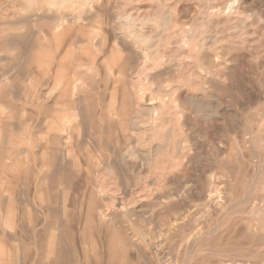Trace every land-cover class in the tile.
Instances as JSON below:
<instances>
[{
    "label": "rangeland",
    "instance_id": "1",
    "mask_svg": "<svg viewBox=\"0 0 264 264\" xmlns=\"http://www.w3.org/2000/svg\"><path fill=\"white\" fill-rule=\"evenodd\" d=\"M170 1L166 0V2H165L168 5V11L170 12V14H172V16L174 18H179L180 16H183L184 19H186V21H188L190 24H192L191 26L193 28L201 20L200 18H201L202 11L204 12L205 10H209L213 4L224 6L225 1H227L226 3H230V4L234 3L233 4L234 14L232 15V17H230V18L219 17V20L217 19L216 23H217V21H219L220 24L215 23V25H213V27H212L213 31H215L216 29L218 30V33L216 36L217 41L215 43L216 46L213 44L212 47L219 49V51H221L223 49L222 47H224L225 49H223V51H221L222 55H219L216 57H215L216 53H213V56H211L210 54L204 55L205 61L209 62V60H210V62H209L210 65L211 66L212 65L217 66V68H219V69L216 68V71H218V70L219 71L217 73H215L214 75H211V74L205 75V73H203L201 69H197L195 67V59H194L195 55L193 57L187 58L186 60H182L183 65L181 66V69H182L183 77H185V79L190 81L191 85H188V86L186 85L180 89V99L177 101V105H179V106H177L175 108V105H176L175 102L169 101V103H170L169 109L171 110V113H172L171 116H172V120H173L172 121L173 124H171V128L173 130L172 136H170L171 138L165 136V132L160 130L159 136L156 139L148 138V140L139 143L137 146V150H138L139 155L137 153L134 157H132L129 160L130 164H129V166H127V168H123L124 165L122 164L120 153L125 154V155H128L130 153L131 147L129 146L128 139L123 135L118 124L116 125L115 122H113V123L106 122V121H104L103 118L100 119L101 117L104 116V112H106L107 106L112 105V103H113L112 100L115 99V97L113 98V96H115V94H116V88L114 87L113 84H111L114 82V81H112L113 76L109 77L108 75H106V70H104L103 68H101V69L99 68L100 70L99 69H97V70L96 69H94V70L82 69V70L78 71L81 74V76L84 77L85 81L81 82L80 84L77 85V87H76L77 88V90H76V93H77L76 96L77 97H75V98H78V96L80 98H83V99H81L82 104H80L78 102L77 103L82 105L83 108L85 107L84 112H85L86 117L88 119L86 118L87 119L86 120L87 121V127H85L83 130L85 133V135H84L85 141L78 148L82 151L77 149V151H78L77 156L80 157L79 159L81 162V167H80L79 176L77 177L78 178L77 181L79 182L80 194L78 195V199L76 202V204H77L76 210H78V213L81 216V220L85 221V219L87 217L88 208L91 207L92 209L90 208V210L93 211L92 213H95L94 217L96 220L94 221V223H92L93 225L91 224L90 228H89V226L87 228H85L84 233L82 235L81 234H75L73 232V230H71V228L68 229V231H67V234L69 237L68 238V241H69L68 244L70 246L66 243L64 244L69 250H67V248L64 247V249L66 250V251L64 250V256H65V259L67 258L66 259L67 262L65 260V262H66L65 263V262H63L64 261L63 260L62 261L63 264H68L69 262H70V264H79L78 260L81 262V264H85V263L88 264L89 262H90L89 264H106L107 262H108L107 264H111V262L113 264H115L116 262H117L116 264H119L118 262H120L121 259H122L121 261H123V262H120V264H127V263H129V264H146L147 262L149 264H168V263L169 264H173V263L174 264L175 263L176 264H201V263L202 264H217V263L218 264H234V263H238V264H264V120H263L264 119V115H263V113H264V94H263L264 93V67H263L264 66V37L263 38L261 37V36H264L263 35L264 34V0H229V2H228V0H221V1L220 0H188V1H186V0H175V1L170 0ZM179 1L181 2L182 5H180ZM190 1H191V3H190ZM144 2H145L144 4L142 3L144 6L140 4L142 7L141 12H140V10L137 11V9H136L137 7H139V5H133V4H127L125 6L122 4L121 5L113 4L114 6L112 5V7L108 9L109 12H107L108 10H105L103 8L100 9V11L97 10V12H95L94 17L85 21L86 24H89V26L87 28H90V26L93 24L99 25V22L102 21V17L100 15L96 16V14H98V12H101V11L104 13V15L107 12L108 15L106 14V16H104L106 18L107 17L113 18V16L116 13L117 14H123V13L129 11L134 16H137V17L146 13L150 16H153V17L155 16V17H159L160 19H162L163 15H161V14H163V12H162L163 9H162V3L160 0H145ZM239 2H240V4H239ZM188 3H189V5H188ZM217 3H219V4H217ZM171 4H173V6ZM175 4H177V5H175ZM195 5L198 7H196ZM10 7L11 6L7 3L0 5V11L2 10L0 12V15H2V16H0V19L2 17H5V16H11V14H10L11 12H12V14L14 13L13 9ZM180 7H181V9H180ZM201 7H203V8H201ZM170 9H171V11H170ZM183 10H184V12H182ZM196 10H197V12H196ZM9 11H11V12H9ZM187 11H188V13H187ZM255 11H257V12H255ZM112 12H113V14H112ZM252 12L253 13L255 12L256 14L255 13L253 14ZM24 13H26V12H24ZM199 16H200V18H199ZM187 18H189V19L187 20ZM196 20H197V22H196ZM256 21L259 24H257ZM229 22H230V24H229ZM234 22L240 23L243 26L242 28L244 30L245 36H244V39H241L240 42H239V40L231 42L228 33L224 30V28H226L228 25L229 26L232 25V23H234ZM34 23L35 22H31V23L27 24L20 31L21 33H23V32L25 33V35H26L25 37L26 38L28 37L27 40L29 42L31 41V43H32V39H38L40 37H43L41 29L42 30L47 29V27H48V25L46 23H43L42 21H40V24L39 23L37 24L39 26L37 28L38 30L37 29L34 30L35 31L34 34L36 35L35 36L32 32V28L35 27V26H33ZM42 26L43 27L45 26V27L43 28ZM154 26L156 27V25H154ZM154 26H151L149 28V33H152L153 36L156 34L155 33L156 29H154L155 28ZM215 26H218V27L216 28ZM33 29H35V28H33ZM31 32L34 36L31 34ZM71 32L74 33L75 28L72 29ZM192 32L194 33V31H192ZM201 32H202L203 36L210 34V32L208 31L207 28L201 29ZM30 35H32V37H29ZM213 35H215V33H213ZM258 35L260 37H258ZM2 36H3V30L0 27V42L3 39ZM177 36L171 40L169 45L167 44V45H164L162 48H160L161 54H163V52L173 53L177 48H180L181 51L178 53V56H179V54H181V56H179L178 59L181 60V59H184V55L182 53H186V51L187 52L195 51V52H192V54L196 53V49H193L192 43L185 41V35L184 34L180 33V36H179V34ZM177 39H178V41H177ZM246 40H248L249 42ZM221 41H223V42H221ZM254 41H256V42L254 43ZM164 42H166V40ZM224 43H225V45H224ZM26 44L28 45V43H26ZM259 44H261V45H259ZM167 47L171 50L167 49ZM229 50H230V52H228ZM155 53H157V50L154 52V55L156 56ZM156 61H157V59H156ZM11 62H12V60L3 62V60L0 59V75L3 73V67L6 66L7 64L9 65V63H11ZM191 64H192V66H191ZM147 65H148V66H146L148 68L147 70H146V68H141L140 66L135 65L133 67L134 70H130V72L132 71V74L130 75L131 79L129 81H131L133 78L137 82H139V81H141V82L145 81L146 82V78H145L146 76L145 75L150 73L151 74V75L149 74L150 79L147 80L146 84L150 88L155 89V91L157 92L160 85H167L171 82L176 81L178 78L177 77L178 72L176 71V69L174 70L173 67L172 68L170 67L171 69H169V67L164 66V68H163V65L159 64V62L154 63L151 61L148 62ZM115 68L116 67H113L111 69L110 73L113 72V74L114 73L116 74L118 72V69L117 68L115 69ZM159 68H160V70H159ZM166 68H167V72L164 73ZM26 69L28 70V68H26ZM181 69H179V70H181ZM101 70L102 71L104 70L105 72L104 71L100 72ZM237 70L241 71V73L238 72ZM16 71L19 72L20 70H16ZM16 71L14 72L13 70H11V71L8 70L9 76L14 78L16 81V87H17L16 89L18 90L16 93L19 96V97H17V96H14V94H12V97L11 96L9 97V100H11L10 101L11 105L13 107H15V110L17 112V116H16V118L11 120V123L10 122L8 123L9 124L8 127L15 134L19 135L21 132L20 131L21 127L23 128L25 126V122L26 123H27V121L29 123L31 122V124H33L34 127L37 129V127H39V125H40L39 120H42L43 117L47 114H48V116L54 114L53 113L54 110L53 109L48 110L46 106H43V103L42 104L39 103V104H35V105L25 104L24 103L25 97H23V93H24L23 91L25 89L30 90L29 87L31 86L32 81L35 83L34 86L35 87L37 86L36 88L39 89L41 92L43 90H44V93H48L47 91L50 92V90L52 89L51 87L53 85V81H54L53 80L54 75L49 76L48 74H46L44 72H41V73L37 72L35 74H31V75L29 74V76L27 75V77H25L26 75H24L23 72H19V74L21 75V77H20V75ZM81 71L83 72V74ZM148 71H150V72H148ZM12 72H14L15 74H13ZM99 72L101 74H103V77L101 76V74ZM169 73H171V74H169ZM8 74H7V76H8ZM42 74H44V75L42 76ZM156 75H158L159 77ZM204 75L206 76V78ZM223 76H225V77H223ZM37 78H39V79H37ZM45 78H46V80L49 78L47 81L48 84L46 83ZM91 78L93 80H91ZM151 78H152V80H151ZM99 79H101V80H99ZM217 79H219V80H217ZM89 81L91 82L90 84H89ZM28 82H29V84L27 85ZM86 82H87V85H86ZM88 85H90V86H88ZM240 85H242V87ZM222 86H224V87L221 88ZM257 86H259V87H257ZM260 88H261V90H260ZM106 89L107 90L109 89V90L107 91ZM228 89H231V90L227 91ZM21 90H22V94H21ZM119 91H120V89H119ZM217 91H219V92L217 93ZM107 93H109V95ZM110 93H113V94L110 95ZM86 94H88L87 97H86ZM91 94H92V96H91ZM117 95H118L117 97H120V92ZM212 95L215 97H213ZM98 96L100 99L98 98ZM102 96L103 97L106 96V97L102 99ZM107 96H108V98H107ZM191 96L196 97V98H199V97L206 98V97L211 96L210 98H214L213 100L211 99L213 102H215L214 104H216V103L218 104V102H220L219 108H220L221 113L217 114L216 116H209V117L203 115L201 112L200 113L197 112L199 116L196 115L197 114L196 110L188 102V98ZM89 97L92 98V99L90 98L91 101H90ZM16 98H17V100H16ZM96 98H97V100H96ZM147 98L140 100L139 105L137 106V108L134 109L133 115L141 114L144 107L151 106L153 104H159L158 100L152 101L149 98V96H147ZM215 98H217V99H215ZM84 99L87 101H85ZM93 100H95V102ZM101 100L102 101L104 100V102H102ZM21 101L23 103H21ZM49 103L51 104L52 101H50ZM107 103H110V105H108ZM83 104H85V105H83ZM188 104H189V106H188ZM19 105H21V106H19ZM23 105H24V108H23ZM40 105L43 106L44 108L43 107L41 108ZM102 105L104 108L102 107ZM90 106L92 108H90ZM96 106H98L99 108L96 109ZM87 107H89V109ZM32 109L34 111H32ZM44 109H46V110H44ZM91 109H93V110L91 111ZM36 110H37V112H36ZM43 110H44V113H41V112H43ZM47 110H48V112H47ZM25 111H26V113H25ZM31 111H32V113H31ZM180 111H182L181 116L179 113ZM259 111L260 112L262 111L261 112L262 114ZM50 112H51V114H50ZM91 112H92V114H91ZM34 113H35V115H34ZM45 113H47V114H45ZM97 113H99V114H97ZM192 115H193V117H192ZM95 116L97 117V120H96ZM248 116H251V117H248ZM178 118H179V121H178ZM200 118H202V119H200ZM215 120H218V121H215ZM140 121L142 123H145V124H148V122H149V120H147L144 117L140 118ZM262 121H263V123H262ZM94 125H96V126H94ZM115 125L117 126L116 130H115ZM113 126H114V128H113ZM251 127H253V130L250 129ZM41 128H40V130H43ZM107 128H108V130H106ZM85 129H87L89 132L87 130L85 131ZM117 129H118V132H117ZM211 129H213V130H211ZM37 131H39V129ZM148 134H149V132H148ZM116 137H117V139H116ZM102 139H103V141H102ZM158 140H159V142H158ZM122 142H124V143H122ZM115 144H116V146H115ZM119 145H120V147H119ZM124 145H125V147H124ZM158 145L163 146V152H162V156H160L159 158L156 159L155 158L156 157L155 150H156V147ZM169 149H171V150H169ZM178 149H179V151H178ZM245 149H247L248 152H246ZM229 152H230V154H229ZM99 154H101V156ZM105 155L110 157V158L106 157ZM152 155H154V158ZM247 155H249V156H247ZM149 156H152V157H149ZM170 156L172 157V159H173V157H176V159L172 161V164H170L171 163V161H170L171 157ZM230 156H231V158H230ZM133 159H134V161H132ZM249 163H251V164H249ZM92 166H93V169H92ZM258 168H259V170H258ZM205 169H207V170L205 171ZM86 170L95 172V174H96V175H94L95 182H97L98 184L99 183L101 184V186H102L101 192L104 194H100V193H96L94 195L91 194V187H90V184L88 183L89 178H88V175L86 174L87 173ZM170 173H172V174H170ZM176 173H177V175H175ZM244 173H245V175H244ZM138 175H140V177H142L141 182L143 185H148L149 183H153L154 187H151L153 189H151L149 187L143 191H140L139 188L135 189L136 187H133L134 193L132 194L130 199H128L126 201L124 200L125 201L124 205L117 207L116 204L121 200V198L123 196L121 189H122L124 183H128V184L132 185L133 183H135V181L137 179L135 176H138ZM224 176H225V178H224ZM257 176H259V177H257ZM66 178H67V176H66ZM212 178L213 179L215 178L214 181ZM127 180H128V182H127ZM243 180H245V181H243ZM205 181H210V182L206 183ZM185 182H186V184H185ZM209 184H210V186H209ZM207 186H208L209 190L207 189ZM225 186H227V188ZM21 187L22 188L24 187V188L21 189ZM17 188H18V190H23V191L25 190V192L27 191L26 194L24 193L25 195L23 194V191H21L22 195H24L23 199H25L26 204H28V202H31L33 200L34 189H32V187L28 188V185H25L23 183L20 185V187L17 186ZM226 189H228V190H226ZM234 190H236V191H234ZM193 191H194V193H193ZM21 192H20V194H21ZM30 194H32V195H30ZM166 194H168V195H166ZM175 195L177 197L178 196H181V197L177 198ZM169 197H171V198H169ZM224 197H225V199H224ZM59 198L60 197H58V198L53 197V199L50 201L51 206H52V209H51L52 212H50V214H48L46 217L49 222H52V220H53L54 223H57L58 221L60 222V220H62L61 219L62 218L61 217V215H62L61 214L62 213L61 208H62L63 204L61 203V200H58ZM117 198H119V199H117ZM164 198H166V199H164ZM168 198H169V200H168ZM179 198H181V199H179ZM184 199H185V202H184ZM28 200H31V201H28ZM171 200H174L175 202L176 201L177 202L175 203L174 201H171ZM216 201H218L219 203ZM181 202H182V204H180ZM137 203L138 204L142 203V206H143V207H141L142 209L139 212L134 213L132 211H128L129 209H132L133 206ZM67 204H68V210L70 211V216H72L71 212L73 211V207L69 206L70 201ZM176 204H178V205H176ZM210 204H211V207H210ZM54 205L56 206V208ZM172 205H175V206H172ZM200 205L203 207H201ZM53 206H54V208H53ZM93 206H94V208H93ZM98 206H102L104 209H106L107 210L106 214L108 216L113 217L116 215V218H114L111 225H104V226L99 225L98 217L96 216V210H95V208ZM189 206H191V207H189ZM151 207L152 208L154 207V208L152 209ZM165 209H166V212H165ZM24 211H25L27 220L31 221V223H28V224L35 223V224L39 225L40 222H42L44 219L42 216H40L38 214H33L34 212L31 210L30 205H28V208H26ZM54 212L58 213L57 214L58 217L56 216V213H54ZM159 212H160V214H159ZM161 212H164L163 215L161 214ZM182 213H184V214H182ZM148 214L151 216H149ZM164 214H166V215H164ZM33 215H35L36 217L35 218L32 217ZM183 215H184V217H183ZM37 216H39V217H37ZM177 216H178V218H177ZM148 217H150V218L148 219ZM34 220H35V222H34ZM38 220H40V222ZM157 221H158V223H157ZM52 224H53V222H52ZM194 225L196 226V228ZM192 226H193L194 230L192 229ZM245 226H246V228H245ZM39 227L40 226H38L36 228L37 231L35 228H33L35 231L30 230V229H26V230L22 231L20 236H19V240L17 241L19 244L14 239L10 240L9 238H6V239H8V241L10 240L8 242V244L12 245V250L15 254V260H16V257L20 259L19 261L13 260L12 264H19V263H21V264H41V263L42 264H44V263L56 264L57 263L58 264V262L61 264L60 261L55 260L56 255L55 256L53 255V257H54V259H53L52 255L47 253L48 249H49L47 246V236H48L47 233H49V235H50L52 228H48L45 230V229H39ZM101 227H102V229H101ZM104 227H106V228L104 229ZM157 227L158 228L160 227V229H157ZM119 228H120V230H119ZM181 228L185 229V231L182 230ZM261 228H263V229H261ZM97 229H98V232H97ZM163 229H164V231H162ZM249 230H251V231H249ZM27 231H28V233H30L32 235H30L28 237L29 234L26 233ZM87 231H88V233H86ZM109 231H110V233H109ZM111 231H113V233L114 232H120L123 234H127L129 236L130 240L128 241L129 244L127 246L128 248H126L127 252L125 253V255H122L119 250L114 251V249H113L114 244H111L110 239H108V237L110 238L109 235L112 234ZM160 231H162V232L160 233ZM182 231H184L183 234L188 233L190 235L185 234V236H184L182 234ZM186 231H189V232H186ZM69 232H70V234H69ZM165 232H166V234H165ZM244 232H246V233H244ZM25 233H26V235H25ZM85 233H86V235H84ZM95 233L98 235L100 234L99 236H97L98 237L97 240L95 239V236H96ZM157 233H158V235H157ZM42 234L44 235V237L42 236ZM46 234H47V236H46ZM24 235H25V237H24ZM101 235H102V237H101ZM176 235H177V237H176ZM178 235H179V237H178ZM22 236H23V239H22ZM80 236H81V238L82 237L84 238V242L82 244H80L82 246L79 250V256L80 257L78 258V256H77L78 255V250H77L78 248H76V246L77 247L79 246L78 244L80 243V240H81ZM182 236H183V238H182ZM186 236L188 237L187 239H186ZM199 236H200V239H199ZM37 237L39 239H37ZM103 237H105V238H103ZM25 238H27V239L25 240ZM28 238H29V240H28ZM157 238L159 239L158 241H157ZM212 238H213V240H212ZM92 239L94 241H92ZM180 239L182 241L184 239H186V240L181 242ZM209 239H211V240H209ZM86 241H87V243H86ZM105 241H106V243H105ZM179 241H180V243H179ZM216 241H217V243H216ZM22 242L24 245L22 244ZM130 243H132L133 246ZM43 244L45 246H43ZM72 244H73L72 247H74V248L71 247ZM96 244H99L101 247L99 245L96 246ZM136 244H137V247H135ZM180 244H182V245H180ZM18 245H20L21 248L18 247ZM28 245H29V249H28ZM199 245H200V247H199ZM133 247H135V248H133ZM22 248H23V250L25 248V250H24L25 252L21 251ZM136 248L139 251L136 252V250H137ZM17 249L19 252L17 251ZM133 249H136V250H134V252H133ZM84 250H85V253H84ZM204 252H205V255H204ZM16 253L17 254L19 253V254L17 255ZM22 253H24V254H22ZM45 253H47V254H45ZM67 253L69 255L70 254L71 255L69 256V255H67ZM90 253H91V255H90ZM86 254H87V257L83 258V255L86 256ZM92 254H93V256H92ZM107 254H108V257H107ZM140 254H142V256ZM29 255H30V257H28ZM109 255H110V257H109ZM34 256H35V258H34ZM76 256H77V258H76ZM95 256H97V257H95ZM118 256L121 259H119ZM123 256H125L124 259L122 258ZM127 256L129 259H127ZM45 258H47V260L49 259L50 261L48 260V262H47V260ZM132 258H133V261H132ZM137 258H139V259H137ZM72 259H73V261H72ZM107 259L108 260L110 259V262ZM112 259H113V261H112ZM115 259H117L118 261H116ZM25 260H27V261L25 262ZM43 260H46V261H43ZM95 260H96V262H95ZM127 260H128V262H127ZM74 261H75V263H73ZM85 261H87V262H85ZM100 261H103V262H100Z\"/></svg>",
    "mask_w": 264,
    "mask_h": 264
},
{
    "label": "bare ground",
    "instance_id": "2",
    "mask_svg": "<svg viewBox=\"0 0 264 264\" xmlns=\"http://www.w3.org/2000/svg\"><path fill=\"white\" fill-rule=\"evenodd\" d=\"M144 1L145 0H0V5L7 3L11 6L10 8H12L13 12H14L12 14V12L9 11V12H11L10 13L11 16H5V17H2L0 19V27L3 30V36H2L3 39L0 42V59L3 60V62L12 60V62L9 63V65L7 64L6 66L3 67V73L0 75V264H12L13 260L19 261L20 259L17 257L15 260V254L12 250V245H9L8 242L11 239L16 240V242H17L19 240V236H20L22 231H24L26 229L34 230L33 228L36 229L38 226H40L39 229H45V230L48 228H52L50 235H49V233H47L48 236L46 234L47 246L49 248V249L47 248L48 249L47 253L52 255V257H53V255L54 256L56 255L55 260L60 261L61 264H63V262H65V260L67 259V258L65 259V256H64V250H65L64 247H66L64 244L65 243L68 244V242H69L68 241L69 237L67 234L68 229L71 228V230H73V232L75 234H81L82 235L84 233L85 228H87L88 226L90 228L91 224L94 223V221L96 220L94 217L95 213H92L93 211L90 210L91 207L88 208L87 217H86L85 221L81 220V216L78 213V210H76L77 209L76 202L78 199V195L80 194L79 182L77 181V179H78L77 177L79 176L80 167H81V162L79 159L80 157L77 156V154H78L77 149L85 141V137H84L85 133L83 130L85 127H87V121L86 120L88 119L86 117L85 112H84L85 107L83 108L82 105H80V104H82L81 99H83V98H80L79 96H78V98H75V97H77L76 96L77 95V93H76L77 85L80 84L81 82L85 81L84 77H82L81 74L78 72L79 70H82V69H88V70L96 69L97 70L99 68L100 69L103 68L104 70H106V75H108L109 77L113 76L112 81H114V82L111 84H113L114 87L116 88V94L114 93L115 96H113V98L115 97V99L112 100V102H113L112 105H110V103H107L110 106L106 105L107 106L106 112L103 111L104 116L101 117L100 119L103 118L104 121H106V122H109V123L115 122L116 125L118 124L123 135L129 141V146L131 147L130 153L128 155L120 153L122 164L124 165L123 168H127V166H129V164H130L129 160L138 153L137 146L139 143L148 140V138L156 139L159 136L160 130L165 132V136L171 138L170 136H172V131H173L171 128V124H173L172 123L173 120H172V116H171L172 115L171 110L169 109L170 108L169 101L175 102V104H176L175 108L177 106H179V105H177V101L180 99V89L186 85L187 86L191 85L190 81H188L187 79H185V77H183L182 69H181V66L183 65L182 60H186L187 58L193 57L195 55V58H194L195 59V67L197 69H201L202 72L205 73V75L206 74L207 75H209V74L214 75L215 73H217L219 71V70L216 71L217 66H215V65L211 66L210 65L209 59H208L209 62L205 61L204 55L210 54L211 56H213V53H216L215 57L222 55L221 51H223V49H225L224 47H222L223 49L221 51H219V49L212 47V45L213 44L215 45V43L217 41L216 36L218 33V30L216 29L215 31H213L212 27H213V25H215L216 20L217 19L219 20V17H226V18L232 17V15L234 14V7H233L234 3L230 4V3H226L227 1H225L224 6L213 4L209 10H205L204 12L202 11L201 18L199 16V18L201 20L197 23V25L194 28L191 26L192 24H190L188 21H186V19H184L183 16H180L179 18H174L172 16V14H170V12L168 11V5L165 3L166 0H160L162 3V9H163V11L161 10L163 12V14H161V15H163L162 19H160L159 17L150 16L146 13L137 17V16H134L129 11H127L123 14H117L116 13L113 16V18L110 17L111 15L109 16L110 18L104 17V16H106L107 12H109L108 9L111 8L113 4H115V5H121L122 4L124 6L127 4L139 5V7H137L136 9H137V11L140 10V12H141L142 11L141 5H143L145 3ZM186 1H188V0H186ZM228 2H229V0H228ZM190 3H191V1H190ZM217 4H219V3H217ZM239 4H240V2H239ZM171 5L173 6V4H171ZM175 5H177V4H175ZM180 5H182L181 2H180ZM188 5H189V3H188ZM196 7H198V6H196ZM102 8L105 10H108L105 15L102 11L98 12V14H96V16L100 15L102 17V21L99 22V25L93 24L90 26V28H87L89 26V24H86L85 21L94 17L95 12H97V10L100 11V9H102ZM201 8H203V7H201ZM180 9H181V7H180ZM213 10L214 11L216 10V11L214 12ZM170 11H171V9H170ZM24 12H26V13H24ZM182 12H184V10ZM196 12H197V10H196ZM255 12H257V11H255ZM187 13H188V11H187ZM112 14H113V12H112ZM0 16H2V15H0ZM188 19L189 18H187V20ZM40 21H42L43 23H46L48 25V27H47V29H43V30L41 29L43 37H40L38 39H32V43H31V41L29 42L27 40L28 37L27 38L25 37L26 36L25 33L24 32L21 33L20 31L27 24H29L31 22H35L33 24V26H35V27L32 26L33 28H35V29L32 28V32L34 34L35 33L34 30H36L39 27L37 24L38 23L40 24ZM196 22H197V20H196ZM237 22L236 23L234 22V23H232V25H230V26L228 25L226 28H224V30L228 33L231 42L238 41V40L240 42L241 39H244V36H245L244 30L242 28L243 26ZM216 24H220V22L217 21ZM229 24H230V22H229ZM257 24H259V23L257 22ZM154 25H156V27ZM151 26H154L155 27L154 29H156V31H155L156 34L154 36L152 35V33H149V28ZM215 27L217 28L218 26H215ZM74 28H75V32L73 33L71 31ZM203 28H207L208 31L210 32V34L203 36L202 32H201V29H203ZM192 31H194V33ZM32 32H31V34H32ZM180 33L185 35V41L186 42L192 43V47H193V49H196V53L192 54V52H195V51H189V52L186 51V53H182L184 55V59H181V60L178 59V57L181 56V54H179V56H178V53L181 51L180 48H177L173 53L163 52V54H161L160 48H162L164 45H167V44L169 45V43L171 42V40L173 38H175L178 34L180 36ZM213 33H215V35H213ZM32 35H30L29 37H32ZM258 37H260V36L258 35ZM261 37L263 38L264 36H261ZM165 40H166V42H164ZM177 41H178V39H177ZM246 41H248V40H246ZM221 42H223V41H221ZM255 42L256 41H254V43ZM26 43H28V45ZM224 45H225V43H224ZM259 45H261V44H259ZM168 47H167V49H169ZM156 50H157V53H155L156 54V56H155L154 52ZM169 50H171V49H169ZM228 52H230V50ZM156 59H157V61H156ZM150 61L154 62V63L159 62V64L163 65V68L165 66V67H169V69H171L172 67L174 68V70L176 69V71L178 72L177 80L174 82H171L167 85H160L157 92L155 91V89L150 88L146 84L147 80L150 79V75H151L150 73H149L150 75L149 74L145 75L146 76L145 77L146 82L145 81L137 82L133 78L131 81H129L131 79L130 75L132 74V71L130 72V70H134L133 67L135 65L140 66L141 68H146V70H147L148 68L146 66H148L147 64ZM191 66H192V64H191ZM113 67H116L118 69V72L116 74L115 73L113 74V72L110 73V71ZM26 68H28V70ZM179 69H181V70H179ZM217 69H219V68H217ZM8 70H10V71L13 70L14 72L16 70H20L19 72H23L24 75H26L25 77H27V75L29 76V74L31 75V74H35L37 72L38 73L44 72V73L48 74L49 76L54 75V79H53L54 81L52 80L53 81V85L51 87L52 89L49 87L51 89L50 92L47 91L48 93H44V90L41 92L39 89L36 88L37 86L36 87L34 86L35 83L33 81L31 83V86L29 85L30 90L25 89L23 91L24 92L23 97H25L24 98L25 104L35 105V104H39V103L42 104L43 103V106H46L48 110L53 109L54 114L48 116V114L45 113L47 115H45V116L43 115L44 116V117L42 116L43 119L39 120L40 125L38 124L39 127H37V129L34 127L33 124H31V122L30 123L28 121H27V123L25 122V126L23 128L21 127V129H20L21 132L19 135L15 134L8 127L9 126L8 123L9 122L11 123V120L16 118V116H17V112L15 110V107H13L11 105V102H10L11 100H9V97L10 96L12 97V94H14V96L19 97L16 93L18 91L16 89L17 88L16 87V81L14 78L9 76ZM159 70H160V68H159ZM103 71L101 70L100 72H103ZM14 72H12V73L15 74ZM16 72L19 74L18 71H16ZM148 72H150V71H148ZM165 72H167V68L165 69L164 73ZM238 72L241 73V71H238ZM7 74H8V76H7ZM82 74H83V72H82ZM169 74H171V73H169ZM43 75L44 74H42V76ZM101 76L103 77V74H101ZM156 76H158V75H156ZM20 77H21V75H20ZM223 77H225V76H223ZM205 78H206V76H205ZM37 79H39V78H37ZM48 79L46 80V78H45L47 84H48V82H47ZM91 80H93V79L91 78ZM99 80H101V79H99ZM151 80H152V78H151ZM217 80H219V79H217ZM90 83L91 82L89 81V84ZM28 84H29V82L27 83V85ZM86 85H87V82H86ZM88 86H90V85H88ZM240 86L242 87V85H240ZM223 87L224 86H222L221 88H223ZM257 87H259V86H257ZM119 89H120V91H119ZM230 90L231 89H228L227 91H230ZM260 90H261V88H260ZM119 92H120V97H117L118 96L117 94H119ZM218 92L219 91H217V93ZM21 94H22V90H21ZM107 94L109 95V93H107ZM111 94H113V93H110V95ZM87 95L88 94H86V97H87ZM91 96H92V94H91ZM147 96H149V98L152 101L158 100L159 104H153L151 106L144 107L141 114L133 115L134 109L137 108L140 100L146 99ZM105 97L102 96V99ZM210 97L196 98V97L191 96L188 98V102L196 110V113L201 112L203 115L208 116V117L209 116H216L217 114L221 113L220 108H219L220 102H218V104L216 103L217 104L216 105V104H214L215 102L212 101L214 98H210ZM213 97H215V96H213ZM90 98L91 97H89V99ZM98 98H99V96H98ZM107 98H108V96H107ZM91 99H90V101H91ZM215 99H217V98H215ZM16 100H17V98H16ZM96 100H97V98H96ZM22 101H21V103H23ZM50 101H52L51 104L49 103ZM85 101H87V100H85ZM93 101L95 102V100H93ZM77 102L80 104H78ZM102 102H104V100ZM83 105H85V104H83ZM19 106H21V105H19ZM43 106H41V108ZM98 106H96V109L99 108ZM188 106H189V104H188ZM102 107H103V105H102ZM23 108H24V105H23ZM87 108L89 109V107H87ZM90 108H92V107L90 106ZM44 110H46V109H44ZM44 110L41 113H44ZM48 110H47V112H48ZM92 110L93 109H91V111ZM32 111H34V110L32 109ZM32 111H31V113H32ZM36 112H37V110H36ZM25 113H26V111H25ZM99 113H97V114H99ZM179 113L181 116L182 111H180ZM198 113L196 115H198ZM50 114H51V112H50ZM91 114H92V112H91ZM34 115H35V113H34ZM263 115H264V113H263ZM143 117L146 118L147 120H149L148 124L142 123L140 121V118H143ZM192 117H193V115H192ZM248 117H251V116H248ZM200 119H202V118H200ZM96 120H97V117H96ZM178 121H179V118H178ZM215 121H218V120H215ZM262 123H263V121H262ZM116 125H115V130L117 127ZM94 126H96V125H94ZM40 128L43 130H40ZM113 128H114V126H113ZM38 129H39V131H37ZM250 129L253 130V127H251ZM86 130L87 129H85V131ZM106 130H108V128ZM211 130H213V129H211ZM117 132H118V129H117ZM148 132H149V134H148ZM116 139H117V137H116ZM102 141H103V139H102ZM158 142H159V140H158ZM122 143H124V142H122ZM115 146H116V144H115ZM119 147H120V145H119ZM124 147H125V145H124ZM78 150H80V149H78ZM169 150H171V149H169ZM245 150H246V152H248L247 149H245ZM80 151H82V150H80ZM178 151H179V149H178ZM155 152H156L155 153L156 159L159 158L160 156H162L163 146L158 145L156 147ZM229 154H230V152H229ZM99 155L101 156V154H99ZM138 155H139V153H138ZM152 156L154 158V155H152ZM152 156H149V157H152ZM247 156H249V155H247ZM106 157H108V156H106ZM108 158H110V157H108ZM230 158H231V156H230ZM175 159H176V157H173V159L171 157V160H170L171 163L170 164H172V161ZM132 161H134V159ZM249 164H251V163H249ZM93 166H92V169H93ZM206 170L207 169H205V171ZM258 170H259V168H258ZM86 171H87L86 174L88 175V178H89L88 183L90 184V187H91V194H93V195L96 193L104 194L101 192V190H102L101 184L100 183L98 184L97 182H95V179H94V175H96L95 172L89 171V170H86ZM170 174H172V173H170ZM175 175H177V173ZM244 175H245V173H244ZM66 176H67V178H66ZM135 177L137 179H136L135 183H133L132 185H130L128 183H124V185L121 189L123 196H122L121 200L116 204L117 207L124 205V202L126 200L130 199V197L134 193L133 187H136L135 189L139 188L140 191H143L149 187L150 188L154 187L153 183H149L148 185H143L141 182L142 177H140V175L135 176ZM257 177H259V176H257ZM224 178H225V176H224ZM214 179H213V181H214ZM243 181H245V180H243ZM127 182H128V180H127ZM205 182L209 183L210 181H205ZM23 183L25 185H28V188L32 187V189H34L33 200L32 201L28 200V201H31V202H28V204H26L25 199H23V196L27 193V191L25 192V190L24 191L18 190V188H17V186L20 187V185ZM185 184H186V182H185ZM209 186H210V184H209ZM225 187L227 188V186H225ZM23 188L21 187V189H23ZM151 189H153V188H151ZM207 189H208V186H207ZM226 190H228V189H226ZM21 191H23V194L24 193L25 194L22 195ZM234 191H236V190H234ZM20 192H21V194H20ZM193 193H194V191H193ZM30 195H32V194H30ZM166 195H168V194H166ZM53 197H57V198L60 197L58 200H61V203L63 204V206L61 208V210H62L61 217L62 218L59 216L62 220H60V222L56 221L57 223H54V221L52 220V222H53V224H52V222H49L46 217L48 214H50V212H52L51 211L52 206H51L50 201L53 199ZM178 197H181V196H178ZM169 198H171V197H169ZM169 198H168V200H169ZM117 199H119V198H117ZM164 199H166V198H164ZM179 199H181V198H179ZM224 199H225V197H224ZM69 201H70L69 206L73 207V211L71 212L72 216H70V211L68 210V204L67 203H69ZM171 201H174V200H171ZM184 202H185V199H184ZM216 202H218V201H216ZM180 204H182V202ZM28 205H30L31 210L34 212L33 214H38L44 218L43 221L41 220L42 222H40V220H38L40 222L39 225H37L35 223L28 224V223H31V221L27 220V217H26V214L24 211L26 208H28ZM176 205H178V204H176ZM54 206H53V208H54ZM94 206H93V208H94ZM172 206H175V205H172ZM141 207H143L142 203H140V204L137 203L133 206L132 209H129L128 211H132V212L136 213L142 209ZM189 207H191V206H189ZM201 207H203V206H201ZM210 207H211V204H210ZM55 208H56V206H55ZM95 210H96V216L98 217L99 225H101V226L111 225L114 218H116V215L113 217L108 216L106 214L107 210L104 209L102 206L96 207ZM165 212H166V209H165ZM54 213H56V216H57L58 213L57 212H54ZM163 213L164 212H161L162 215H163ZM159 214H160V212H159ZM182 214H184V213H182ZM164 215H166V214H164ZM149 216H151V215H149ZM32 217L35 218L36 216L33 215ZM37 217H39V216H37ZM183 217H184V215H183ZM149 218L150 217H148V219ZM177 218H178V216H177ZM34 222H35V220H34ZM157 223H158V221H157ZM160 227L159 228L157 227V229H160ZM105 228L106 227H104V229ZM195 228H196V226H195ZM245 228H246V226H245ZM101 229H102V227H101ZM192 229L194 230L193 226H192ZM261 229H263V228H261ZM119 230H120V228H119ZM182 230L185 231V229H182ZM36 231H37V229H36ZM162 231H164V229ZM162 231H160V233ZM184 231H182V234ZM249 231H251V230H249ZM97 232H98V229H97ZM111 232H112V234L109 235L110 238L108 237V239H110L111 244H114V248H113L114 251L119 250L122 255H125V253L127 252L126 248H128L127 246L129 244L128 241L130 240L129 236L127 234H123L120 232H114V233H113V231H111ZM186 232H189V231H186ZM26 233H28V231ZM26 233H25V235H26ZM86 233H88V231ZM86 233L84 235H86ZM109 233H110V231H109ZM244 233H246V232H244ZM28 234H29L28 237L30 235H32L30 233H28ZM69 234H70V232H69ZM165 234H166V232H165ZM185 234L190 235L188 233H185ZM185 234H183V235L185 236ZM25 235H24V237H25ZM95 235H96L95 239L97 240L98 239L97 236H99L100 234L98 235L95 233ZM157 235H158V233H157ZM42 236L44 237L43 234H42ZM101 237H102V235H101ZM105 237H103V238H105ZM176 237H177V235H176ZM178 237H179V235H178ZM6 238H9L10 240L8 241V239H6ZM80 238H81V236H80ZM182 238H183V236H182ZM187 238L188 237L186 236V239ZM22 239H23V236H22ZM26 239L27 238H25V240ZM37 239H39V238L37 237ZM186 239H184V240H186ZM199 239H200V236H199ZM28 240H29V238H28ZM158 240L159 239L157 238V241ZM209 240H211V239H209ZM212 240H213V238H212ZM92 241H94V240L92 239ZM183 241L181 240V242H183ZM83 242H84V238L82 237L80 240V243L78 244L79 246L77 247L75 245L76 248H78L77 249L78 250V255H77L78 258L80 257L79 256V250L82 246L80 244H82ZM86 243H87V241H86ZM105 243H106V241H105ZM132 243H130V244L132 245ZM179 243H180V241H179ZM216 243H217V241H216ZM22 244H23V242H22ZM182 244H180V245H182ZM97 245H99V244H96V246ZM200 245H199V247H200ZM43 246H45V245L43 244ZM72 246H73V244L71 245V247ZM18 247H20V245H18ZM135 247H137V244ZM135 247H133V248H135ZM72 248H74V247H72ZM18 249H17V251H18ZM28 249H29V245H28ZM136 249H133V252ZM24 250H25V248H24ZM24 250L22 248L21 251H24ZM67 250H69V249L67 248ZM137 251H139V250L137 249L136 252ZM47 253H45V254H47ZM84 253H85V250H84ZM22 254H24V253H22ZM67 255H69V254L67 253ZM90 255H91V253H90ZM140 255L142 256V254H140ZM204 255H205V252H204ZM77 256H76V258H77ZM92 256H93V254H92ZM28 257H30V255ZM86 257H87V254H86V256L83 255V258H86ZM95 257H97V256H95ZM107 257H108V254H107ZM109 257H110V255H109ZM34 258H35V256H34ZM118 258H119V256H118ZM122 258L124 259L125 256H123ZM45 259L47 260V258H45ZM53 259H54V257H53ZM119 259H121V258H119ZM127 259H129L128 256H127ZM137 259H139V258H137ZM46 260H43V261H46ZM48 260H47V262H48ZM115 260L118 261L117 259H115ZM121 260H120V262H123ZM26 261L27 260H25V262ZM72 261H73V259H72ZM108 261L110 262V259ZM112 261H113V259H112ZM132 261H133V258H132ZM66 262H67V260H66ZM78 262H79V264H81V262L79 260H78ZM85 262H87V261H85ZM95 262H96V260H95ZM100 262H103V261H100ZM120 262H118V263L120 264ZM127 262H128V260H127ZM73 263H75V261ZM19 264H21V263H19ZM44 264H46V263H44ZM58 264H60V263L58 262ZM68 264H70V262ZM111 264H113V263L111 262ZM127 264H129V263H127ZM234 264H238V263H234Z\"/></svg>",
    "mask_w": 264,
    "mask_h": 264
}]
</instances>
